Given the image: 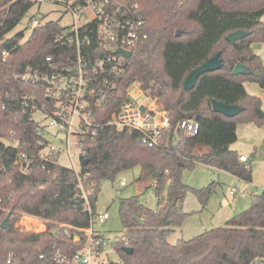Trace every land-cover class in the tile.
I'll return each mask as SVG.
<instances>
[{"label": "trees", "instance_id": "16d2710c", "mask_svg": "<svg viewBox=\"0 0 264 264\" xmlns=\"http://www.w3.org/2000/svg\"><path fill=\"white\" fill-rule=\"evenodd\" d=\"M11 1L0 0V9ZM120 1L139 6L147 39L130 58L114 100L94 111L93 120L101 126L97 136L86 142L81 167V175L87 176L85 190L92 192L91 213L80 196L78 175L43 154L48 142L36 133L39 122L33 108L51 112L54 102L44 95L39 82L22 78L27 70H47L49 56L62 62L74 58L75 49L55 41L64 31L59 21H49L27 36L16 31L35 6L32 1H17L8 13L0 10V264H45L39 256L50 258L54 246L67 253L79 250L92 215L98 212L101 183L114 182L136 167L141 168L139 181H155L159 202L152 210L137 197L120 199L125 235L111 243L120 264H253L264 260V191L223 227L188 241H168L188 215L184 212L189 191L182 182L184 170L200 163L246 183L253 180L252 161L242 162L231 147L238 141L239 125L264 126L262 101L245 88L246 83H255L264 89V63L253 49L254 44L264 43V0ZM236 31L249 35L234 46L227 36ZM92 40L98 42L96 33ZM3 52L9 54L5 60ZM219 52L223 68L202 75L191 91L186 90L183 83L189 74ZM238 64L252 73L234 76ZM135 81L170 114L163 139L153 147L142 142L139 132L107 125ZM213 100L241 106L244 111L227 118L214 112ZM190 118L198 122L194 137L180 130ZM21 155L31 160L27 173L17 164ZM213 192L211 185L196 194L205 206ZM11 211L7 228L2 229ZM23 215L43 220L47 230L40 234L21 230L18 222ZM59 228L63 231L54 235ZM124 248L134 253L127 254Z\"/></svg>", "mask_w": 264, "mask_h": 264}, {"label": "built area", "instance_id": "2783aa9c", "mask_svg": "<svg viewBox=\"0 0 264 264\" xmlns=\"http://www.w3.org/2000/svg\"><path fill=\"white\" fill-rule=\"evenodd\" d=\"M12 0L0 10L9 12ZM41 6L48 0H30ZM51 3L65 6L72 18L70 25L63 27L62 34L55 38L57 43H63L75 49V57L68 58L66 62L57 60L54 56L46 59L47 70L33 72L27 70L22 78L39 82L44 87L48 99L54 102V108L47 112L44 108H33L34 119L39 122L37 135L44 137L48 144L43 150L45 157L58 161L59 153H64L79 178L80 196L86 201L85 210L91 213L89 194L86 192L84 180L87 176L75 170L74 156L71 152V136L74 144L80 151V160L86 156V142L94 139L98 134L100 124H95L94 111L105 107L114 100L119 91L120 83L127 72L130 58L117 53L122 50L127 53L137 51L139 46L147 39L145 31V18L139 6L131 1L120 0H65L62 3L51 0ZM27 15H25L26 17ZM24 17V18H25ZM23 21V20H22ZM47 22L40 18V14L29 17L24 35L32 34ZM22 23V22H21ZM60 24V23H59ZM97 35L98 42H93L92 35ZM4 60L8 57L3 52ZM6 109V104L2 105ZM39 114V117L37 116ZM107 125L120 130L139 132L142 142L151 147L158 145L163 139L164 130L170 125L169 112L148 91H145L137 81L128 86L124 98L117 111H115ZM56 129L57 133L66 135V148H56L48 138L49 128ZM187 137H194L198 130L195 118L185 120L180 125ZM242 162H248L247 156H241ZM17 164L20 171L27 173L31 160L21 155ZM60 164V163H59ZM94 184L91 185L90 189ZM126 186V182H122ZM231 196L244 198L246 192L232 188ZM36 219V217H32ZM111 219L108 211L92 215L91 228L85 231L87 236L82 247L74 253H67L54 246L55 251L50 258L42 254L39 260L45 264H109L106 259V247L110 240L95 234L93 225L103 224ZM22 225H25L22 223ZM27 229H34L32 222L25 225ZM37 232L36 234H40Z\"/></svg>", "mask_w": 264, "mask_h": 264}, {"label": "rangeland", "instance_id": "374dc122", "mask_svg": "<svg viewBox=\"0 0 264 264\" xmlns=\"http://www.w3.org/2000/svg\"><path fill=\"white\" fill-rule=\"evenodd\" d=\"M48 0L41 6L35 4L30 10L27 16L23 19L22 23L16 28V31H24L28 25L29 17L40 14L44 21H59L60 25L66 27L71 24L72 18L69 15L65 6L61 4H54ZM62 3L65 0H55ZM263 20V19H262ZM264 21V20H263ZM264 109V108H263ZM39 117V114H37ZM239 140L238 147L246 152L252 161H255V155L257 152L255 148L251 150L254 145V141L259 146L258 139L250 134H246L245 126L239 125ZM48 140L56 146L58 149L64 150L66 148L67 137L63 133H57L56 129L49 128L46 133ZM255 139L254 141H251ZM206 150V149H205ZM262 150V151H261ZM262 156L264 157V149L261 148ZM259 151V152H260ZM71 152L74 156L75 170H80L81 160L80 151L74 144V137L71 136ZM59 163L67 168H74L67 156L64 153H59ZM141 168L136 167L132 170L126 171L119 175L114 182L104 181L101 183V192L99 195L97 211L102 213L108 211L111 215V219L103 224L96 222L93 225L95 234L104 236L110 240V244L106 247V259L109 264H120L121 258L119 254L111 247V243L117 237H123L125 230L121 223L119 204L120 199L137 197L138 200L147 205L150 209L156 210L158 208L159 199L155 193V181L153 179H147L139 181ZM122 182H126V186H122ZM182 182L189 187L187 197L184 203V212L187 215L182 227L176 229L172 233L168 241L171 244H176L179 240H191L194 239L209 230L223 227L225 223L233 218L235 215L242 213L248 209L252 203L254 196L251 191L248 190V195L244 198H240L238 202H233L234 198L229 194L231 182L226 172L220 171L213 167L204 164H196L193 169H186L182 174ZM213 185L214 192L209 198V201L204 206L197 198L196 191L205 189ZM229 209L230 215L224 216L222 207ZM236 211L233 213V211ZM33 216L23 215L18 222V226L23 231H32L34 233H44L47 228L45 222L39 218H32ZM32 222L34 229H27L29 223ZM24 223L25 225H22ZM253 264H264V261H255Z\"/></svg>", "mask_w": 264, "mask_h": 264}, {"label": "crops", "instance_id": "0c3cea01", "mask_svg": "<svg viewBox=\"0 0 264 264\" xmlns=\"http://www.w3.org/2000/svg\"><path fill=\"white\" fill-rule=\"evenodd\" d=\"M263 20H264V18H263ZM253 49H254L255 53L261 57V59L263 60V63H264V43L254 44ZM245 88H246V91L248 92L249 95H251L253 97H257L262 101L263 108H264V89H262L259 85L255 84V83H246ZM243 126H245L244 132L246 134H250L251 136L255 137V139L256 138L258 139L259 146H257L256 142L254 141L255 139L252 138V140H251V141H254V145L251 148V150H253V148H255V151L257 152V154L255 155V161H252L251 158L249 157V155L246 152H244L243 149H239L238 141H237V143L232 145L231 149L233 151L238 152L240 157L241 156H247L249 158V160L252 161V172H253V178L252 179L253 180L251 183H246V182L234 177L233 175L226 173L230 179V182H231L229 194H230V191L232 188H237L241 191L244 190L246 192V196L248 195L247 191L250 190L251 194H253L252 196L255 197L257 195H260L264 191V157L262 156V153H261V151H262L261 148L264 149V126L261 128L255 126L253 124H248V125H243ZM239 131H240V127H238V140L240 138ZM240 198H242V197L241 196H238L237 198L234 197L232 199V201L236 203L239 201ZM224 207H226V206L222 207L224 216H229L231 214L229 209H224ZM234 212H236V211L234 210L233 213ZM257 261H259V260H257ZM260 261H264V260H260Z\"/></svg>", "mask_w": 264, "mask_h": 264}, {"label": "water", "instance_id": "95a60500", "mask_svg": "<svg viewBox=\"0 0 264 264\" xmlns=\"http://www.w3.org/2000/svg\"><path fill=\"white\" fill-rule=\"evenodd\" d=\"M248 35L249 34L246 31H236V32L231 33L230 35L227 36V41L230 42L232 45L236 46L238 40L246 38ZM117 53L123 54L128 58L132 57L131 53H127V52H124L122 50H118ZM222 68H223L222 53L219 52L215 57H213L212 59H210L209 61H207L203 65L194 69L189 74V76L187 77L185 82L183 83V87L186 90L191 91L196 86L199 78L202 75H204L206 73H210V72L219 71ZM251 73H252V71L248 67H246L245 65H242V64L236 65L233 72H232V74L234 76L250 75ZM212 108H213L214 112L222 114L227 118H234L244 111V108L241 106L227 105V104H223L219 101H215V100L212 101ZM85 164H88V160H85ZM13 213H14V211H11L10 214L8 215V217L2 223V229L7 228V225L9 223ZM138 221H139V223H142V220H138ZM62 231H63V228H59L54 232V235H57L58 233H60ZM123 251L126 252L127 254H130V255H132L134 253V250L131 248H124Z\"/></svg>", "mask_w": 264, "mask_h": 264}]
</instances>
